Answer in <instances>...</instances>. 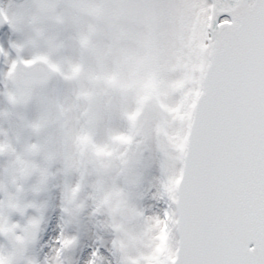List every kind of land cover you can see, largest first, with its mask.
<instances>
[{"label": "snow or ice", "instance_id": "1", "mask_svg": "<svg viewBox=\"0 0 264 264\" xmlns=\"http://www.w3.org/2000/svg\"><path fill=\"white\" fill-rule=\"evenodd\" d=\"M0 264H264V0H0Z\"/></svg>", "mask_w": 264, "mask_h": 264}]
</instances>
